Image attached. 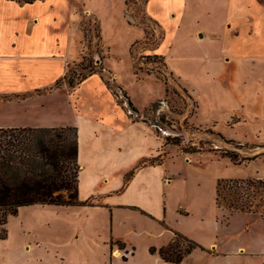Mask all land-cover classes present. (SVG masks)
Returning <instances> with one entry per match:
<instances>
[{"label": "rangeland", "instance_id": "rangeland-1", "mask_svg": "<svg viewBox=\"0 0 264 264\" xmlns=\"http://www.w3.org/2000/svg\"><path fill=\"white\" fill-rule=\"evenodd\" d=\"M46 3L35 10L46 22L49 17L57 18L55 26H45L66 39L74 56L66 67L67 87L68 80L76 84L94 74L79 85L82 115L89 116L84 109L93 107L111 114L103 95V80L112 93V107L131 113L132 121L142 122L157 137L154 140L146 133L139 139L144 136L152 145L159 138L158 161L180 176L168 190V219L178 195L185 194L191 208L204 210V235L217 217L224 225L230 219V233L250 227L243 238L258 240L261 233L252 220L264 222V23L242 25L244 19L250 21L254 16L248 14L247 0L240 5L231 0H151L152 14L163 26L146 13L148 0ZM170 4L178 7L169 16ZM73 10L76 16L71 17ZM9 15L1 6L0 18ZM228 33L233 40L224 41ZM74 87L66 88L64 99L77 108ZM121 128L123 135L138 139L136 127L123 125L117 130ZM110 135L97 139L104 143ZM67 136L72 141L74 131ZM167 139L178 146L168 144ZM186 148L198 152L183 153ZM172 154L177 155L169 156ZM245 158L254 159L241 163ZM220 179L234 181L225 184L221 197L231 201L239 198L250 219L215 207L214 185ZM80 217L74 207L35 204L19 208L1 226L6 237L0 239V264H103L102 235L88 229ZM177 243L180 249L186 246L180 239ZM115 252L111 258L119 256ZM258 258L244 257L242 262L231 264H258Z\"/></svg>", "mask_w": 264, "mask_h": 264}, {"label": "crops", "instance_id": "crops-1", "mask_svg": "<svg viewBox=\"0 0 264 264\" xmlns=\"http://www.w3.org/2000/svg\"><path fill=\"white\" fill-rule=\"evenodd\" d=\"M150 1L146 5V13L163 26L161 20L152 14L154 8L149 7ZM231 1L240 5L242 0ZM46 2L1 0L0 7L8 9L10 15L0 18V128H75L79 167L77 198L86 205L74 208L78 209L81 221L87 224L88 229L100 233V237L102 235L103 264H175L163 261L157 253L173 241L175 233L198 245L176 264H202L201 261L231 264L253 256L259 257L258 264H264V222L251 219L261 233L258 240L243 238L244 233L250 232L249 226L244 227H249L248 230L230 233L227 230L230 219L224 225L218 222L217 217L204 235V210L191 208L185 194L178 195L168 219V190L180 176L170 173L164 161H158L161 153L159 138L152 145L146 143L144 136L139 139L146 133L149 138L157 139L152 130L140 121H132L131 113L125 114L121 108L112 107V93L102 78L103 95L110 104L111 114L100 107L84 109L89 116L81 113L79 85L94 74L74 87L78 109L65 102L68 87L64 76L68 61L74 56L66 39L45 26H55L57 18L49 17L46 22L42 13L35 10L45 7ZM247 2L248 9H251L248 14L254 16L250 21L244 19L242 25L264 23V0L263 3L258 1V5L251 0ZM60 4L63 5L62 2ZM177 7L169 5V16ZM73 15L76 16L74 10L70 12V16ZM230 36V33L225 34L223 40H233ZM78 42L77 36L74 52ZM230 114L232 112L228 119ZM123 125L136 127L138 139L131 140L123 135L122 128L117 130ZM110 129L116 130L112 133ZM109 133L111 135L105 138L104 143L97 139ZM97 141L102 142L101 145H96ZM173 155L177 154L169 156ZM163 158L165 160L166 156ZM215 186L214 205L217 208ZM234 215L249 218L245 213L236 212ZM150 248L156 252L151 253ZM115 251L119 256L111 258ZM122 254L126 255L125 260ZM84 260L89 261L85 257Z\"/></svg>", "mask_w": 264, "mask_h": 264}, {"label": "trees", "instance_id": "trees-1", "mask_svg": "<svg viewBox=\"0 0 264 264\" xmlns=\"http://www.w3.org/2000/svg\"><path fill=\"white\" fill-rule=\"evenodd\" d=\"M14 1L32 3L37 0ZM86 77H82L76 84L68 80V87H74ZM127 103L131 105L130 102ZM132 111L135 112V109ZM71 130L74 131L72 141L67 136ZM75 131L73 127L0 128V227L4 225L8 215H15L21 207L35 204L62 207L86 205V202H80L77 198L79 167ZM218 136L223 139L220 134ZM166 141L168 144L178 146V142H169L168 139ZM181 151L187 154L198 152L193 148ZM227 157L235 162L232 156L227 155ZM253 159L245 158L241 162ZM233 182L231 179L217 180L215 186L217 208L228 212H249L246 205L238 200L239 198L231 201L221 197L225 184ZM254 182L260 183L259 180ZM254 182L248 181V183ZM230 192L229 189V194ZM5 237L6 231L1 227L0 239ZM178 239L186 243L184 248L180 249ZM196 247L198 245L195 242L175 233L173 241L160 248L157 253L163 261L176 264ZM150 252L154 253L156 250L150 248ZM122 259L125 260V257L123 256Z\"/></svg>", "mask_w": 264, "mask_h": 264}, {"label": "bare ground", "instance_id": "bare-ground-1", "mask_svg": "<svg viewBox=\"0 0 264 264\" xmlns=\"http://www.w3.org/2000/svg\"><path fill=\"white\" fill-rule=\"evenodd\" d=\"M115 254H117V255H118V253H117V252H115Z\"/></svg>", "mask_w": 264, "mask_h": 264}]
</instances>
